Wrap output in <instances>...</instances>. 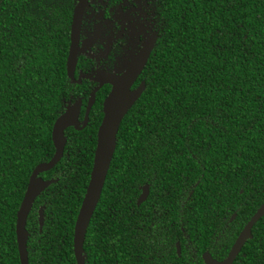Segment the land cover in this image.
<instances>
[{"label":"trees","instance_id":"16d2710c","mask_svg":"<svg viewBox=\"0 0 264 264\" xmlns=\"http://www.w3.org/2000/svg\"><path fill=\"white\" fill-rule=\"evenodd\" d=\"M160 8L163 35L145 90L120 123L85 264H203L210 215L236 212L240 228L264 202V0H162ZM70 16V0H0V264H20L16 213L33 169L53 156L51 130L70 84ZM89 127L67 130L61 160L41 174L57 182L39 197L41 231L37 203L27 216L28 264H75L73 228L95 148ZM144 184L147 200L136 207ZM179 206L191 242L177 229L181 255L165 261L142 235H176L160 223ZM136 213L148 215L143 233ZM252 234L234 264H264V216Z\"/></svg>","mask_w":264,"mask_h":264},{"label":"flooded vegetation","instance_id":"af4514ba","mask_svg":"<svg viewBox=\"0 0 264 264\" xmlns=\"http://www.w3.org/2000/svg\"><path fill=\"white\" fill-rule=\"evenodd\" d=\"M79 1L80 0H70L71 16L68 32L69 45L73 13L75 8L79 5ZM161 2L162 0H82L83 11L80 17V26L77 39V55L73 69V79H68L70 84L67 89V98L66 100L64 99V101L62 100V111L59 113L58 117L63 114L67 108L74 107L77 102H79V110L76 119V127L69 126L64 130L66 142L62 153H64V149L67 144V137L65 133L70 128L76 131H85L89 125L90 127H95L96 147L98 128L104 116V102L114 88V86L109 83L110 80L123 77L133 65H137L139 67L140 60L144 57L145 53L149 51L143 66L135 76L134 80L130 82V86H128L129 91L131 92L138 90L142 86L144 88L143 91L145 90L146 67L150 62V58L153 55L155 47L159 44L164 31L165 18L160 8ZM89 103H91V105L87 112ZM130 109L127 111L124 117L128 114ZM97 122L98 124L96 125ZM195 158L196 157H194V159ZM54 167H52L50 170H52ZM50 170L44 171L42 173L48 172ZM42 173H40L38 177L47 181L41 176ZM144 187L148 188L149 194L148 184L138 186V192L135 196L136 207L143 205V203L147 200L148 195L140 204H137ZM42 192H40V194L35 198L31 208V210L34 208L35 203L38 204L36 208L37 218L39 210L41 209L42 214L44 215L46 208L45 202L39 198ZM39 200L41 203H39ZM136 216L141 218V221L144 222V224H142L140 227H137L139 231L143 233V227H145V223L148 220V215H137L136 213ZM163 216H166L167 220H163L164 222L161 221L160 224L163 226L172 227L173 232L176 233V235L170 236V229L163 228L165 231H161L157 237H149L148 233L150 232L145 231V233L142 235V238L145 243V247L150 240L155 242L158 245V251L160 252V255L166 261L167 259H170L171 255L173 256V251L177 258H179L181 255L180 240L177 229H180L184 239L189 241L186 246L190 244L191 241L189 240V236L186 235L180 225L182 218L180 206L178 208H173L172 212ZM251 217L252 215L239 228V223L237 222L238 215L236 212L232 213L230 216L210 215V233L207 238L208 247L200 253V259L202 263L206 264L203 259V254L205 253L209 254L211 259L215 260L216 262H224L228 257L240 232ZM131 218L132 217L130 216L129 219L132 220ZM214 218H217V220ZM133 227L135 226L133 225ZM252 228L251 238H248L244 242L241 249L235 256L232 264H234L239 256L243 255L241 254V251L245 243L253 239ZM172 236L173 240L170 239ZM191 253V258L194 260L196 250L193 248ZM83 254L85 255L86 259L84 249Z\"/></svg>","mask_w":264,"mask_h":264},{"label":"water","instance_id":"95a60500","mask_svg":"<svg viewBox=\"0 0 264 264\" xmlns=\"http://www.w3.org/2000/svg\"><path fill=\"white\" fill-rule=\"evenodd\" d=\"M82 11L83 3L82 0H80L79 5L75 8L73 13L70 33V45L66 59V76L71 80L73 79V69L76 62L77 39ZM148 53L149 51L146 52L144 57L140 60L139 67L137 65H133L128 70L126 75H124L123 77L114 78L109 82L114 86V88L104 102V116L97 132V141L89 181L83 199L81 201L73 228V255L75 264H84L85 255L83 254V242L90 219L100 199L107 171L115 150L116 134L119 128V124L124 115L131 108L133 103L137 100L144 89L142 86L138 90L131 92L129 91L128 86H130V82L134 80L135 76L143 66L145 60L147 59ZM90 105L91 103H89L88 105L87 112ZM78 110L79 102H77L74 107L67 108L64 113L55 120L51 131V140L54 145L55 152L48 162L38 164L33 169L29 177L23 199L16 213L15 222V236L20 264H28V253L26 247L28 232L26 230V221L27 216L32 208V204L35 198L40 194V192L57 181L56 179L45 181L39 178L38 175L44 171L50 170L61 159L63 148L66 142L64 130L69 126L76 127ZM147 195L148 188L144 187L143 192L137 201V204H140L147 197ZM262 216H264V202L259 206V208L252 215V217L240 232L226 260L224 262H216L215 260L211 259L209 254L205 253L203 254L205 263L232 264L235 256L241 249L244 242L248 238H251L252 226ZM38 224L39 230L41 231L43 226V214L41 209L38 212Z\"/></svg>","mask_w":264,"mask_h":264}]
</instances>
